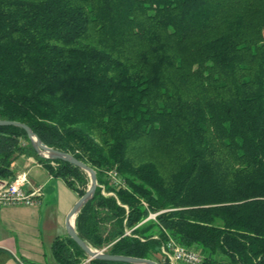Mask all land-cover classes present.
Masks as SVG:
<instances>
[{"label": "trees", "instance_id": "16d2710c", "mask_svg": "<svg viewBox=\"0 0 264 264\" xmlns=\"http://www.w3.org/2000/svg\"><path fill=\"white\" fill-rule=\"evenodd\" d=\"M0 120L95 171L75 220L91 248L264 264V0H0ZM22 155L83 195V171L0 127V179ZM51 251L87 260L69 237Z\"/></svg>", "mask_w": 264, "mask_h": 264}, {"label": "crops", "instance_id": "0c3cea01", "mask_svg": "<svg viewBox=\"0 0 264 264\" xmlns=\"http://www.w3.org/2000/svg\"><path fill=\"white\" fill-rule=\"evenodd\" d=\"M11 169L26 172V189L42 187V196L36 207L0 209V264H56L51 247L68 237L65 221L78 196L31 155L18 157Z\"/></svg>", "mask_w": 264, "mask_h": 264}, {"label": "water", "instance_id": "95a60500", "mask_svg": "<svg viewBox=\"0 0 264 264\" xmlns=\"http://www.w3.org/2000/svg\"><path fill=\"white\" fill-rule=\"evenodd\" d=\"M8 126L22 129L26 133V136L30 141L32 149L39 157L47 160H58L68 163L80 169L89 177L90 183L87 191L77 200V202L67 215L65 221V230L67 236L79 247L81 251H83L87 258L86 263L91 260H104L109 262H119L127 264H158L147 259L110 255L102 251L94 250L88 244H86L76 232L75 220L81 209L93 198L95 191L98 187L95 171L88 165L71 156L70 154L49 148L44 145L27 125L14 121L0 120V127Z\"/></svg>", "mask_w": 264, "mask_h": 264}, {"label": "built area", "instance_id": "2783aa9c", "mask_svg": "<svg viewBox=\"0 0 264 264\" xmlns=\"http://www.w3.org/2000/svg\"><path fill=\"white\" fill-rule=\"evenodd\" d=\"M109 177L115 187H123L115 174L109 173ZM28 185L26 172L16 174L12 180L0 179V209L38 206L42 187L27 190ZM155 217L156 215L150 214L148 220H155ZM160 251L166 264H202L203 262V257L198 251L181 246L172 239H168L161 246Z\"/></svg>", "mask_w": 264, "mask_h": 264}, {"label": "rangeland", "instance_id": "374dc122", "mask_svg": "<svg viewBox=\"0 0 264 264\" xmlns=\"http://www.w3.org/2000/svg\"><path fill=\"white\" fill-rule=\"evenodd\" d=\"M24 156V155H23ZM20 157V156H19ZM53 166V165H52ZM83 181L85 182V185H83V186H80V190H81V192H82V194H84L86 191H87V189H88V187H89V183H90V181H89V177L84 173L83 174ZM78 196V195H77ZM78 199H79V197H78ZM94 250H97V249H94ZM86 257V256H85ZM86 263V260L82 257L81 258V264H85Z\"/></svg>", "mask_w": 264, "mask_h": 264}]
</instances>
